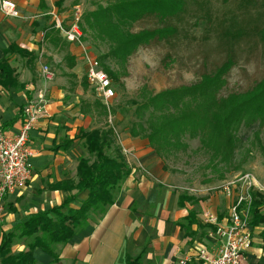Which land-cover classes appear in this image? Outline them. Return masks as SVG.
<instances>
[{"label": "crops", "instance_id": "1", "mask_svg": "<svg viewBox=\"0 0 264 264\" xmlns=\"http://www.w3.org/2000/svg\"><path fill=\"white\" fill-rule=\"evenodd\" d=\"M12 1L20 17L0 12V60H8L18 83L11 88L0 86V133L18 134L23 108L30 101L43 95L45 104L43 116L30 135L33 178L26 189L7 196L8 211L0 217V244L5 234L19 235V227L28 216L50 211L67 199L69 193L55 186L77 180L79 159L86 155L80 133L104 130L109 123L103 116V103L88 83L82 49L56 27L55 15L65 29L73 24L69 13L58 8L63 0ZM45 66L54 75L48 82L42 77ZM115 119L118 122L119 116ZM111 128L118 132L115 125ZM121 138L123 149L129 152L132 174L116 204L70 243L57 246L58 263L36 250L38 264H124L127 256L139 258V264H201V247L218 254L221 241L215 226L204 222V214L210 210L228 224L229 201L220 192L176 186L167 161L147 139L130 133ZM87 196L82 194L71 208L79 209ZM251 230L252 244L243 264H264V224L251 226ZM15 240V254L33 241Z\"/></svg>", "mask_w": 264, "mask_h": 264}, {"label": "trees", "instance_id": "2", "mask_svg": "<svg viewBox=\"0 0 264 264\" xmlns=\"http://www.w3.org/2000/svg\"><path fill=\"white\" fill-rule=\"evenodd\" d=\"M108 1V7H99L89 13L86 20L89 28H99L102 40L106 38L110 43V51L103 61L111 58L125 63L141 46L177 34L179 28L172 21L179 22L189 10V1L196 0ZM244 2L254 5L264 3V0ZM199 8L203 9L204 5H199ZM202 15L204 20H210L208 12ZM152 16L159 19L160 27L137 33L130 30L134 23ZM221 36L234 44L253 36L264 48V27L240 31L226 29ZM11 50L19 52L15 48ZM22 54L26 55L25 52ZM232 66L233 59L229 54L221 67L214 73L204 74L198 83L153 93L145 96L140 103L133 102L136 121L131 123L130 134L147 139L151 148L163 159L164 155L174 156L181 147L186 150L188 146L182 144L183 139H199L205 149L214 151L213 162L219 159L230 164L241 130L249 132L257 126L255 134L264 126V79L245 93H233L226 97L220 95L226 84L225 76ZM104 70L113 81L118 80L110 68L105 67ZM17 83L15 71L8 60H0V86L11 88ZM22 113L24 119V108ZM117 136L120 138L119 133L111 127L80 133L79 140L86 155L79 159L77 180L55 186L69 193V196L50 211L28 216L27 222L19 227V235L13 232L5 234L0 244V264H38L36 250L50 256L53 263H58V245L70 243L91 223L105 217L116 204L122 186L132 174L122 145L119 148L114 145ZM112 148L114 153L111 155L109 152ZM84 193L88 194L87 199L79 209H72L71 205ZM253 198L250 225L255 227L264 224V195L254 192ZM17 237L33 241L24 251L15 254L13 245ZM139 262V258L127 256L124 264Z\"/></svg>", "mask_w": 264, "mask_h": 264}, {"label": "rangeland", "instance_id": "3", "mask_svg": "<svg viewBox=\"0 0 264 264\" xmlns=\"http://www.w3.org/2000/svg\"><path fill=\"white\" fill-rule=\"evenodd\" d=\"M189 2V10L182 19L179 22L172 21L179 28L177 34L141 46L125 63L111 58L103 61V57L110 51V43L106 38L102 40L99 28H89L86 20V16L99 7H108V0H63L58 6L69 13L68 20L73 23L72 26H78L82 34V46L77 45L82 51L98 60L103 70L105 67L110 68L118 77L116 81L110 78L115 98L108 105L100 99L104 106L103 116L109 120L105 127L108 130L115 125L120 133V138L117 136L114 143L118 148L122 145L121 136L129 134L131 123L136 121L133 117V102L140 103L145 96L153 93L196 84L204 74L214 73L221 67L229 54L233 59V66L225 76L226 84L220 91L221 96L245 93L264 79V48L260 41L256 37L248 36L234 44L221 36L226 29L240 31L244 28L264 27V3L253 5L244 0ZM199 5H204V8L200 9ZM205 12L209 13L210 20H204L202 14ZM160 26L159 19L152 16L134 23L130 30L137 33ZM42 75L46 82L50 81L45 78L44 69ZM43 113L44 110L42 116ZM115 116H119L118 122ZM24 120L25 113L23 123ZM256 128L249 132L241 130L238 147L230 164L220 162L219 159L213 162L214 151L205 149L199 139H183L182 144L188 146L186 150L181 147L174 156H163L175 185L206 192H220L229 201V208L239 193L236 191L233 198L227 197L223 187L228 182L250 174L264 186V126L254 134ZM114 148L109 154L114 153ZM6 198L3 200L1 218L8 211Z\"/></svg>", "mask_w": 264, "mask_h": 264}, {"label": "built area", "instance_id": "4", "mask_svg": "<svg viewBox=\"0 0 264 264\" xmlns=\"http://www.w3.org/2000/svg\"><path fill=\"white\" fill-rule=\"evenodd\" d=\"M0 12L10 18L20 17L17 4L11 0H0ZM55 24L68 41L82 46V34L76 24L67 30L58 15H55ZM83 53L88 66V83L95 89L98 97L108 105L115 98L111 80L98 60L86 52ZM44 75L48 80L53 79V74L47 67H44ZM44 101L42 95L26 105L25 120L18 134L9 136L0 133V213L3 211L4 198L26 188L33 177L31 159L34 151L30 135L42 116ZM123 153L126 157L129 156L125 149ZM223 191L229 198H233L236 191L239 196L230 208L228 224L220 222L212 211L205 212L204 222L215 226V235L220 239L221 247L218 254H212L207 247H201L198 252L201 264H243L245 252L252 244L250 210L254 201L253 193L259 192L264 195V186L253 175L245 174L225 184Z\"/></svg>", "mask_w": 264, "mask_h": 264}]
</instances>
